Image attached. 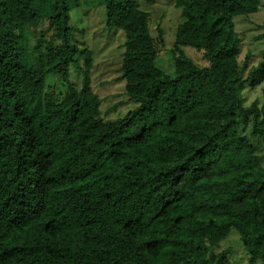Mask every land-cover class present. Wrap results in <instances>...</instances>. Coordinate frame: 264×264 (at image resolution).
Instances as JSON below:
<instances>
[{"label": "trees", "instance_id": "1", "mask_svg": "<svg viewBox=\"0 0 264 264\" xmlns=\"http://www.w3.org/2000/svg\"><path fill=\"white\" fill-rule=\"evenodd\" d=\"M164 1L180 12L173 76L157 66L149 15L99 0L124 34L119 79L134 105L105 120L92 55L73 42L79 0H0V264H231L217 246L233 231L247 263L264 264V170L239 134L264 138L263 112L239 96L264 83V60L244 78L234 31L261 0ZM48 75L64 93L45 91ZM215 170L228 179L204 185ZM201 191L222 199L200 203Z\"/></svg>", "mask_w": 264, "mask_h": 264}, {"label": "rangeland", "instance_id": "2", "mask_svg": "<svg viewBox=\"0 0 264 264\" xmlns=\"http://www.w3.org/2000/svg\"><path fill=\"white\" fill-rule=\"evenodd\" d=\"M141 11L150 17L151 35L157 37V27L163 32L164 44L161 47L156 63L165 74L173 76L174 62L171 51L173 49L176 28L180 22V12L173 3L164 0H132ZM70 24L74 30L73 42L79 50H88L92 55L91 84L93 92L103 101L101 116L105 120H115L122 117L133 108L125 97V83L119 79L120 66L123 54L124 34L121 31L105 27L104 9L99 0H79L70 14ZM234 31L238 35L241 47L239 66L246 78L255 71L264 60V0H261L259 11L250 16L234 19ZM185 53L195 62L201 64V56L186 50ZM70 81L79 85L81 76L76 69L71 68ZM64 93L62 83L48 75L45 91ZM244 108L256 104L264 114V83L258 87H251L246 83L239 91ZM239 134L250 137L255 147L256 155L260 158V166L264 170V138L251 137V125L241 126ZM234 163H244L247 160L244 152L233 159ZM226 173L220 170L213 171L205 180L204 185L222 182L228 179ZM214 192L201 191L198 193L200 203L206 200L220 201ZM219 252L225 251L231 264H248L247 254L242 247L236 233L218 246Z\"/></svg>", "mask_w": 264, "mask_h": 264}]
</instances>
